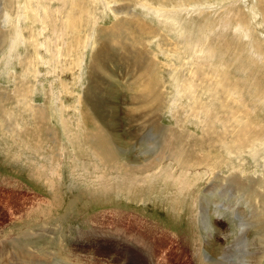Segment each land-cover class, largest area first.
I'll return each instance as SVG.
<instances>
[{"label": "rangeland", "instance_id": "1", "mask_svg": "<svg viewBox=\"0 0 264 264\" xmlns=\"http://www.w3.org/2000/svg\"><path fill=\"white\" fill-rule=\"evenodd\" d=\"M232 177L264 194V0H0V264L252 252Z\"/></svg>", "mask_w": 264, "mask_h": 264}, {"label": "bare ground", "instance_id": "2", "mask_svg": "<svg viewBox=\"0 0 264 264\" xmlns=\"http://www.w3.org/2000/svg\"><path fill=\"white\" fill-rule=\"evenodd\" d=\"M29 5V4H28ZM30 6L28 7H24L23 8V10H25V11H30ZM44 10H47V8L45 7V9ZM33 13V12H32ZM71 16H69V18H70ZM133 17V16H132ZM20 18V17H19ZM39 18V15H38V13H37V15H34V19H38ZM68 18V19H69ZM71 19V18H70ZM41 20V18L39 19V21ZM138 19H136V18H133V23H136V22H138L137 21ZM18 22V21H17ZM68 22H69V20H68ZM72 23H73V21H72ZM70 24H71V22H70ZM141 28H142V30H144L145 32H147L146 31V26H143V25H141L140 26ZM17 28V27H16ZM16 31H18V30H16ZM99 32V31H98ZM102 32V31H101ZM18 33H16V35H17ZM116 34H119L117 31H116ZM98 36V35H97ZM16 39H18V35H17V37H16ZM112 41H115V40H112ZM17 42V40H15L14 41V43H16ZM116 42L117 43H120L121 45H123V46H126L122 41H120V40H116ZM115 42V43H116ZM103 43V42H102ZM113 43V42H112ZM116 43V44H117ZM86 44H87V42H86ZM107 44H109V42H107ZM15 45V44H14ZM39 45H41V43L40 44H38L37 46H39ZM97 46V45H96ZM14 47V46H13ZM98 47V46H97ZM105 52V51H104ZM107 53V52H106ZM111 54V53H110ZM140 54H143V55H145L144 53H142V52H139V53H136V54H134L132 57H130L129 58V61L131 62V64H133V66L136 68V69H140V71L142 72L141 73V75H143V77H144V74L146 73L147 74V76H149V77H151L152 79L154 78V77H152V76H150L153 72H155V70H156V64L155 63H153V62H149V60L147 59V58H143ZM111 56V55H110ZM107 57H109V56H107ZM95 58H97V59H99V55H97V57H95ZM92 61V60H91ZM96 61H98V60H96ZM111 62V61H110ZM92 65V64H91ZM90 67V66H89ZM89 70V69H88ZM96 71V70H95ZM142 77V76H141ZM141 77H139V78H141ZM138 78V79H139ZM144 79V78H143ZM152 79L151 80H149L148 81V84H151L152 83ZM181 82V81H180ZM90 83V82H89ZM138 84V83H137ZM142 84H140L139 86H141ZM181 85V84H180ZM180 85H178V87L180 88L181 86ZM92 86V85H91ZM192 86V85H191ZM98 87V86H97ZM143 87H144V89H146V90H149L148 89V86H147V84H146V82H145V79H144V85H143ZM89 88H90V85H89ZM88 88V89H89ZM178 88V89H179ZM183 89H184V86H183ZM99 90V89H98ZM180 90V89H179ZM112 91H114V90H112ZM90 92V91H89ZM88 93V92H87ZM86 93V94H87ZM117 94V93H116ZM115 95V94H114ZM154 95V94H153ZM145 96H143V98H144ZM141 99V98H140ZM99 101V100H98ZM142 101H144V100H142ZM158 102H159V100H158ZM140 104V103H139ZM171 104V103H170ZM152 105V104H151ZM158 106V105H157ZM142 110V109H141ZM41 112V111H40ZM100 117V116H99ZM87 119V118H86ZM153 119V118H152ZM83 120H85V119H83ZM158 124H157V122L155 123V124H152V127H151V129H154V130H156L157 128H158ZM163 130V129H162ZM231 137H232V134H231ZM110 138V137H109ZM114 138V137H113ZM234 138H235V136H234ZM237 140H238V138H237ZM235 141H236V139H235ZM239 143V142H238ZM253 145V144H252ZM240 146V145H239ZM115 147V146H114ZM241 147V146H240ZM241 151V150H240ZM243 152V151H242ZM209 154V153H208ZM207 157V156H206ZM208 158V157H207ZM209 167H211V166H209ZM208 172V171H207ZM211 172H212V167L210 168V171H209V173L211 174ZM208 173V174H209ZM242 173V172H241ZM244 178V177H243ZM228 183H229V185H227V186H229V188H230V185H232L235 189H237V190H239V189H242V190H244L243 192H245V195H251L252 197L250 198V200L249 199H247L246 198V200L244 201V202H242L241 204H244V203H246V201H247V204H248V206H246V207H248L247 209H249L250 210V213H251V216L252 217H250L249 219H244L243 217H242V215L240 216V218L242 219L241 220V223H240V225H239V232H238V235H240V237H241V239L243 240V241H245V235H244V233L246 232V229H248V227L249 226H251V228L253 227H256V232H258L257 234H259V237H260V239L258 238V240H257V245L258 246H256L255 247V249H254V251H250V252H245V251H242L241 252V254H239L238 255V253H234V254H232V255H230V254H226V251L225 250H220V252L218 251V260H219V258L221 259V261L218 263V264H223V262H226L227 264H261V262H262V260H264V233L262 232V229L260 228V224H264V194H262V193H258V192H253L252 191V193L250 192V189H249V185H250V183H249V185L247 184L248 183V181H247V183L246 182H242V183H240V179L239 178H236V177H232V179H229V181H228ZM256 185H261V182H254ZM253 183V184H254ZM252 184V185H253ZM210 190H213V187L212 188H209ZM227 189V192H229L228 191V188H226ZM246 189V190H245ZM226 192V193H227ZM232 192V191H231ZM240 193V192H239ZM264 193V192H263ZM220 195V194H219ZM221 196V195H220ZM232 196V195H231ZM234 196V195H233ZM241 196H242V194H241ZM254 196V197H253ZM248 197V196H247ZM249 198V197H248ZM240 199L239 198H237V201L238 202H240L239 201ZM258 201V203L260 202L261 204H262V206H261V209H258V211H256V210H254V206H253V204H255V202H257ZM244 205H246V204H244ZM252 205V206H251ZM219 206V205H218ZM204 212V211H203ZM254 212V213H253ZM250 215V214H249ZM249 217V216H248ZM252 224H254V225H252ZM259 225V226H258ZM258 229H259V231H258ZM253 231V230H252ZM248 232V231H247ZM254 234V233H253ZM122 235V234H121ZM121 238V237H120ZM118 239V238H117ZM251 239V238H250ZM122 240V239H121ZM246 240H248L247 238H246ZM130 241V240H129ZM122 243V242H121ZM245 243V242H244ZM243 243V244H244ZM134 244V243H133ZM236 244H237V242L235 243V246H236ZM120 245V244H119ZM249 245H251L250 243H249ZM235 246L233 247V248H235ZM133 247L135 248V247H141V248H143V249H147L148 250V247L147 246H143L142 244H141V246H137V244H135V246L133 245ZM230 248H231V246H230ZM246 248V247H245ZM143 249H137V252H136V254H134V258L135 259H138L137 260V262H136V264H148V263H146L144 260H142L141 258H142V254L143 255H146L147 256V258L149 259V261L151 262V264H155V263H152V260H153V257H152V254H150V253H148V251H145V250H143ZM232 249V248H231ZM207 250V249H206ZM125 252H129V253H131L132 254V252L130 251V250H128V249H125ZM142 253V254H141ZM213 253V252H212ZM215 253V252H214ZM212 255V254H211ZM215 255H216V253H215ZM28 256H31V255H28ZM130 256V255H129ZM217 256V255H216ZM32 257V256H31ZM249 258V260H247L246 258ZM26 258H28V257H25V259ZM216 258V257H215ZM233 258L235 259V260H233ZM217 260V259H216ZM231 260H233V261H231ZM30 261V260H29ZM156 262V261H155ZM225 263V264H226ZM157 264H160V263H157ZM163 264H164V262H163Z\"/></svg>", "mask_w": 264, "mask_h": 264}]
</instances>
